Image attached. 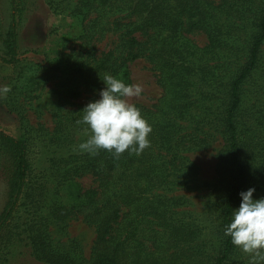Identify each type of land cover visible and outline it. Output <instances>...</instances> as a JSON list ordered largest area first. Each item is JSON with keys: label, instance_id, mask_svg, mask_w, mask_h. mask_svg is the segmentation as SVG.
I'll list each match as a JSON object with an SVG mask.
<instances>
[{"label": "trees", "instance_id": "trees-1", "mask_svg": "<svg viewBox=\"0 0 264 264\" xmlns=\"http://www.w3.org/2000/svg\"><path fill=\"white\" fill-rule=\"evenodd\" d=\"M77 6L84 17L96 14L92 26L109 16L124 21L125 54L109 52L95 66L90 58L75 65L69 61L67 68L76 77L111 74L133 84L130 64L145 56L158 66L165 96L155 109L136 105L151 126L149 145L139 155L125 151L116 157L100 150L74 154L65 162L69 166L62 182L74 200L53 206L52 216L66 221L85 213L96 230L90 261L78 244L70 249L55 244L36 213L28 216L23 230L14 232L28 186L27 144L0 130L9 183L0 213V263L10 244L26 235L20 239L42 264H249L248 254L224 235V225L239 206L242 190L255 187L254 197L264 196V122L259 124L264 86L256 82L258 71L264 70V0H78ZM20 11L18 0H11V20L0 49V61L8 65L20 61ZM194 32L206 34L204 47L188 38ZM198 82L200 92L195 90ZM251 84L257 87L251 90L257 99L254 107L259 105L256 113L245 105ZM81 95L79 88L70 91L74 98ZM82 116V110L69 116L64 130L71 132V123ZM212 129L225 144L220 162L226 190L220 213L223 236L217 245L202 239L179 216L180 200L165 193L189 187L194 164L185 153L209 145ZM84 174L95 178V187H81L76 178Z\"/></svg>", "mask_w": 264, "mask_h": 264}, {"label": "rangeland", "instance_id": "rangeland-1", "mask_svg": "<svg viewBox=\"0 0 264 264\" xmlns=\"http://www.w3.org/2000/svg\"><path fill=\"white\" fill-rule=\"evenodd\" d=\"M77 3L78 0H18L22 10L18 16L20 61L15 65L0 61V86L11 85V91L0 96V130L27 144L28 186L15 218L14 232L23 230L28 216L36 213L55 244L65 249L78 244L83 257L90 261L96 239L95 227L87 221L85 213L59 221L52 216V207L73 202L74 196L62 182L61 175L69 166L65 162L71 161L70 156L87 152L78 146L90 135L87 125L81 126L78 121H71V132L64 130L62 123L83 110L89 101L99 98V90L105 85L104 77L97 75L76 77L67 64L70 61V65H75L90 58L95 66L97 60L109 52L124 57V27L121 26L124 21L109 16L100 25L92 26L96 14L92 12L84 17ZM10 20L11 0H0V49ZM136 36L144 40L141 34ZM188 38L199 47L208 43L203 32L191 33ZM69 53L71 57L67 56ZM130 70L133 84H141L142 93L128 98L129 102L155 109L165 96L158 66L143 56L130 64ZM256 77V82L264 86V70L260 69ZM251 85L245 105L256 113L259 112L258 104L256 107L253 104L257 99L251 90L257 87ZM75 88L82 91L79 98L70 96ZM202 88L199 82L195 86L197 92ZM259 102L263 105L260 113H264V95ZM260 122H264V117ZM212 133L214 137L209 145L185 153L194 164L189 187L165 193L180 200L179 216L197 228L202 239L217 245V240L223 236L220 213L226 190L220 177V162L225 144L221 133L215 129ZM6 171V161L0 154V213L8 200ZM76 181L84 189L96 186L91 174L77 177ZM20 238L10 244L11 251L0 264H42L33 257L28 242Z\"/></svg>", "mask_w": 264, "mask_h": 264}, {"label": "clouds", "instance_id": "clouds-1", "mask_svg": "<svg viewBox=\"0 0 264 264\" xmlns=\"http://www.w3.org/2000/svg\"><path fill=\"white\" fill-rule=\"evenodd\" d=\"M102 80L105 86L99 90V98L89 101L78 121L87 125L90 133L78 147L92 155L100 150L116 157L125 151L139 155L149 145L151 126L128 98L140 96L142 86L111 74H105ZM10 91L11 85L0 86V96ZM255 191V187H249L239 193L240 204L233 208L230 221L224 225V235L248 254L249 264H264V196L254 197Z\"/></svg>", "mask_w": 264, "mask_h": 264}]
</instances>
